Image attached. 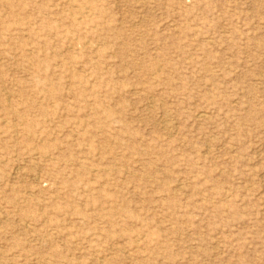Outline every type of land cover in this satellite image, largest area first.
<instances>
[{"label": "rangeland", "instance_id": "374dc122", "mask_svg": "<svg viewBox=\"0 0 264 264\" xmlns=\"http://www.w3.org/2000/svg\"><path fill=\"white\" fill-rule=\"evenodd\" d=\"M0 264H264V0H0Z\"/></svg>", "mask_w": 264, "mask_h": 264}, {"label": "bare ground", "instance_id": "6f19581e", "mask_svg": "<svg viewBox=\"0 0 264 264\" xmlns=\"http://www.w3.org/2000/svg\"><path fill=\"white\" fill-rule=\"evenodd\" d=\"M203 115V114H202ZM207 118V117H206Z\"/></svg>", "mask_w": 264, "mask_h": 264}]
</instances>
